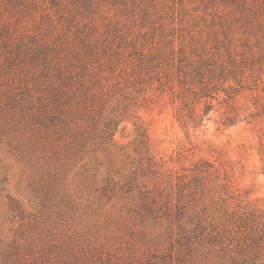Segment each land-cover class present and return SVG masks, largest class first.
Returning <instances> with one entry per match:
<instances>
[{
	"label": "trees",
	"instance_id": "16d2710c",
	"mask_svg": "<svg viewBox=\"0 0 264 264\" xmlns=\"http://www.w3.org/2000/svg\"><path fill=\"white\" fill-rule=\"evenodd\" d=\"M148 94L166 95L187 131L211 111L225 128L264 125V0H0V144L30 169L41 205L62 204L67 194H53L60 169L110 145ZM136 133L147 153L140 125ZM151 169L140 162L102 185L84 178L100 202L135 192L128 212L166 226L178 244L171 262L264 264V221L222 163L201 159L190 179L163 187L140 180ZM7 199L21 218L0 264H165L79 224L25 238L21 205Z\"/></svg>",
	"mask_w": 264,
	"mask_h": 264
},
{
	"label": "rangeland",
	"instance_id": "374dc122",
	"mask_svg": "<svg viewBox=\"0 0 264 264\" xmlns=\"http://www.w3.org/2000/svg\"><path fill=\"white\" fill-rule=\"evenodd\" d=\"M140 103L132 115L136 118L124 120L119 125L110 145L60 169L57 180L54 179L53 194L67 195L59 207L51 202L45 206L40 204L41 192L31 183L30 169L0 144V258L15 237L14 231L21 218L10 212L9 196L21 205L22 218L29 229L22 232L25 238L31 237L38 242L46 236L58 237L69 223L79 224L94 227L92 232L101 240H116V246L132 247L140 257L148 251L151 261L162 258L165 264H177L175 260H168L170 255L176 259L178 244L166 226L149 219L141 220L128 212V207L138 204L135 192L118 191L104 203L93 199L87 189L84 177L89 173L100 185L106 178L120 182L139 168L140 162L144 167H152L140 179L150 187L155 181H160V187L168 181L174 186L179 176L190 179L195 164L201 159L216 165L222 163L244 200L243 204L254 209L264 221V154L260 152L264 146V125L255 127L240 123L225 128L220 125L219 112L211 111L204 127L187 131L174 119L173 106L166 95L158 99L148 94ZM137 125L145 131L147 153H138L136 148ZM59 209L64 211L63 218ZM185 260L186 264H215L211 256L206 259L196 256L191 261L186 255Z\"/></svg>",
	"mask_w": 264,
	"mask_h": 264
}]
</instances>
